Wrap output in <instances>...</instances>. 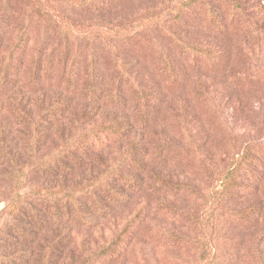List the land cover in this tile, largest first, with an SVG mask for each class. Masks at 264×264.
Returning a JSON list of instances; mask_svg holds the SVG:
<instances>
[{"label":"trees","instance_id":"obj_1","mask_svg":"<svg viewBox=\"0 0 264 264\" xmlns=\"http://www.w3.org/2000/svg\"><path fill=\"white\" fill-rule=\"evenodd\" d=\"M33 1L46 11L44 16L53 19L43 0ZM224 1L161 0L134 24L86 27L56 14V41L49 45L47 35L33 41L30 27H15V35L8 38L10 23L0 18V202H4L0 264H97L120 257L136 234V221L132 222L136 217L111 232L109 239L102 235L100 244L91 243L88 233L101 235L104 221L143 189L163 196L159 208L179 220L205 226L218 200L236 196L234 189L247 188V183H240L241 169L250 175L258 156L245 149L217 178L205 216H195L168 201L166 197L173 194L196 193L191 183L173 180L163 172L168 166L164 156L172 146L166 141L156 144L153 138L145 140L135 131L128 115L124 75L105 81L95 56L90 63L80 59L81 44L87 45L86 51L98 43L127 46L139 42L145 31L157 30L172 39L174 49L189 51L188 27L193 16L199 20L203 14L209 26L221 31L238 21L242 3L228 0L235 5L228 15L234 20L229 22L218 5ZM67 4H62V10L106 7L104 0H68ZM242 25L248 26L246 20ZM204 56L214 60L209 53ZM165 63L177 71L175 60L167 58ZM150 96L157 101L154 92ZM134 107L143 122L154 108L148 102ZM111 145H115L114 152ZM161 154L157 167L149 166ZM249 214L250 210L238 211L240 218L249 219ZM162 236L174 244L191 242L189 235L176 232L164 231ZM196 241L206 264H216L217 245Z\"/></svg>","mask_w":264,"mask_h":264},{"label":"rangeland","instance_id":"obj_2","mask_svg":"<svg viewBox=\"0 0 264 264\" xmlns=\"http://www.w3.org/2000/svg\"><path fill=\"white\" fill-rule=\"evenodd\" d=\"M160 1L104 0V9L90 11L86 6L70 12L62 10L68 0H43L54 15L50 19L34 1L0 0V18L10 23L8 38L15 35V27H30L33 41L47 35L49 45L56 41V14L86 27L134 24L139 16L154 11ZM239 1L244 14L236 17L238 21L226 31L209 26L203 14L199 20L193 16L188 27L189 51L174 49L172 39L160 30L145 31L139 42L127 46L115 43L116 48H111L98 43L92 49L93 55L85 50L87 45L81 44V61L90 63L95 56L105 81L124 75L127 108L131 109L128 115L136 125L135 131L145 140L153 138L156 144L166 141L172 146L170 153L150 160L149 166L157 167L164 156L168 166L163 172L195 188L193 195L166 197L178 208L205 216L220 174L245 149L258 156L250 175L241 169L240 183H247V188L234 189L236 196L218 200L212 220L205 226L179 220L172 212L159 208L163 196L147 189L135 193L126 207L104 221L101 235L88 233L91 243L100 244L102 235L109 239L111 232L124 228L136 217L132 221H136V234L127 249L120 257L102 259L97 264H206L197 239L217 245L216 264H264V0ZM218 5L226 21L232 22L234 19L228 15L235 5L228 0ZM245 20L248 26L242 25ZM208 53L214 59L211 62L204 58ZM167 58L175 60L176 72L171 65L165 67ZM153 92L158 97L155 102L150 96ZM146 102L154 108L143 122L134 106ZM111 148L114 152L115 145ZM3 206L1 200L0 208ZM247 210L252 213L250 218H240L238 211ZM164 231L189 235L191 242L174 244L162 236Z\"/></svg>","mask_w":264,"mask_h":264}]
</instances>
